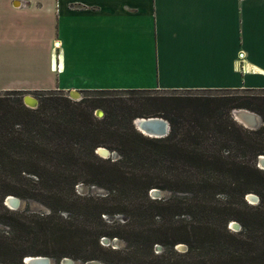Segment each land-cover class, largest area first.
<instances>
[{"label":"trees","instance_id":"1","mask_svg":"<svg viewBox=\"0 0 264 264\" xmlns=\"http://www.w3.org/2000/svg\"><path fill=\"white\" fill-rule=\"evenodd\" d=\"M22 94H0V223L7 227L0 230V264H25L26 254L109 264H264V169L256 165L264 154L263 95L142 96L139 105L193 101L175 102L168 133L149 136L134 125L132 105L99 117L87 95L35 91L31 107ZM237 106L258 111L263 123L243 127L229 112ZM98 146L118 156L104 157ZM78 181L106 193L81 194ZM152 187L172 194L152 197ZM248 192L259 200L248 202ZM7 194L48 211L9 208ZM231 219L242 228L228 227ZM103 237L125 245L104 244ZM179 242L186 250L176 248Z\"/></svg>","mask_w":264,"mask_h":264},{"label":"crops","instance_id":"2","mask_svg":"<svg viewBox=\"0 0 264 264\" xmlns=\"http://www.w3.org/2000/svg\"><path fill=\"white\" fill-rule=\"evenodd\" d=\"M4 60L36 79L0 91L264 89V0H0Z\"/></svg>","mask_w":264,"mask_h":264},{"label":"rangeland","instance_id":"3","mask_svg":"<svg viewBox=\"0 0 264 264\" xmlns=\"http://www.w3.org/2000/svg\"><path fill=\"white\" fill-rule=\"evenodd\" d=\"M6 61H0V84H5V83H11V82H17L20 80H24V79H29V80H33L36 79V75H34V70L32 68L28 69V66H23L25 69L21 70L20 68L18 70H14L11 73H5V63ZM10 63H12L13 61H9ZM48 57L46 56L44 59H29V60H24L23 63L26 64H30L32 66H36L37 69L40 71V73H44L45 76H49L50 72H49V67H48ZM2 63L4 65H2ZM5 91H0V94H3ZM72 99L74 100H78L81 96L83 95H87V97H89V102H91L94 104L90 107L91 112H93V114L97 115L96 113V109L100 108L103 110V114H104V109L107 110H111V111H115V110H120L121 106L125 105H132L135 110L132 111L133 114V119L134 120L136 117L139 116H151V115H158V116H162L164 118H166L168 121L170 120V117H174L173 114H176V109L173 110L171 109V107L176 106L175 102L177 104L178 103H191L193 101H188V100H180L176 101V100H172V99H152V100H148L147 102H144L143 104H137V101L139 102V100H141L140 97L142 96H146L149 95L150 97H159V96H164V95H205V96H212V97H221V96H232V95H256V96H264V89H257V90H243V89H205V90H187V91H163V90H148L145 92H129V91H84V92H80V91H76L73 93H69L66 92ZM24 94L27 93H23L22 97ZM31 95H35L37 97V94L34 93H30ZM264 102V101H263ZM25 103V102H24ZM156 105V106H155ZM104 108H103V107ZM238 107H243V106H237V107H232L229 109V112L232 116L233 119H235L238 123L242 124L239 120H237L236 118H234L233 116V112L232 110L234 108H238ZM157 110H156V109ZM244 108H248V107H244ZM250 109V108H248ZM253 110V109H250ZM256 113H258L261 116V113H259L256 110H253ZM178 112V111H177ZM102 114V115H103ZM101 115V116H102ZM99 116V117H101ZM261 120H262V116H261ZM263 123V121H262ZM170 124V121H169ZM244 127V125H243ZM139 130V129H138ZM106 147V146H104ZM109 150V156H112L113 158H116L118 156V153L112 149H109L108 147H106ZM98 154L102 155L101 153L98 152ZM86 178H89V176H85ZM26 180L25 179H21L19 181H15L18 183H24ZM152 188H157L159 191L157 192L158 196L157 197H161V196H169L170 194H172L171 190L168 189H161L158 187H152ZM151 188V189H152ZM75 189L77 192L81 193V194H89V193H95V194H105L106 193V189L102 186L96 185V184H90V183H86L83 181H78L75 184ZM249 193V192H248ZM256 194L255 192H251ZM15 195V194H13ZM257 195V194H256ZM19 198V204L17 206L18 209H28L30 211H48V208L41 202L35 200V199H28V198H23L21 196L15 195ZM258 196V195H257ZM153 197V196H152ZM248 202L250 203H256V200H253L249 197H247ZM259 200V197H258ZM5 202V201H4ZM7 206H10L8 204H6ZM232 221H235L236 223L231 224ZM228 227H230L232 230H239L241 229V224L236 220V219H231V221H229L228 223ZM7 228L4 224L0 223V230ZM102 243L104 244H108L110 243L113 247H123L125 245V241L121 238H117L114 237L112 239H109L107 237H103V239L101 240ZM176 248L180 251H184L187 248V245L184 242H179L176 245ZM162 249L161 245H157L156 246V251H159ZM209 252L206 251V254H208ZM199 254V253H196ZM192 255H194V252L192 253ZM54 258V257H53ZM56 261V264H60L59 260L57 261L56 258H54ZM97 260V259H96ZM75 261H77L78 263L81 261H86V260H82V259H75ZM99 261V264H109V263H105L103 261ZM77 263V264H78Z\"/></svg>","mask_w":264,"mask_h":264},{"label":"water","instance_id":"4","mask_svg":"<svg viewBox=\"0 0 264 264\" xmlns=\"http://www.w3.org/2000/svg\"><path fill=\"white\" fill-rule=\"evenodd\" d=\"M29 96L33 101L34 104H29L32 107L38 104V98L35 95H31L29 93L23 95V101L26 103L25 98ZM233 116H239L244 121V126L248 128H257L262 124L261 116L253 110L244 107L234 108L232 110ZM97 115L101 116L103 114V110L100 108L96 109ZM137 122L140 123L141 130L138 128ZM134 125L137 129H139L142 133L149 135V136H163L166 135L170 129L169 121L158 115H149V116H139L133 120ZM101 150V152H99ZM97 152L101 153L102 156L106 157L109 156V150L104 146H98ZM256 165L262 169H264V154H259L257 156ZM159 190L157 188L151 189V195L153 197H157ZM247 197L258 201V196L254 193H247ZM4 203L8 204L9 208L16 209L19 204V198L13 194H7ZM235 221H232L231 224L234 225ZM23 262L25 264H56V261L53 257L45 255V254H26L23 256ZM60 264H77L78 262L75 259L69 256H63L59 259ZM78 264H99V261L96 259H89L86 261H81Z\"/></svg>","mask_w":264,"mask_h":264},{"label":"bare ground","instance_id":"5","mask_svg":"<svg viewBox=\"0 0 264 264\" xmlns=\"http://www.w3.org/2000/svg\"><path fill=\"white\" fill-rule=\"evenodd\" d=\"M25 101H26V104L28 105V106H31V105H29V104H34V101L29 97V96H27L26 98H25ZM32 107V106H31ZM235 118L237 119V120H239L241 123H243V125L245 124L244 123V121L239 117V116H235ZM137 125H138V128L141 130V127H140V123H138L137 122ZM99 152H101V150H99ZM102 153V152H101ZM103 154V153H102Z\"/></svg>","mask_w":264,"mask_h":264}]
</instances>
